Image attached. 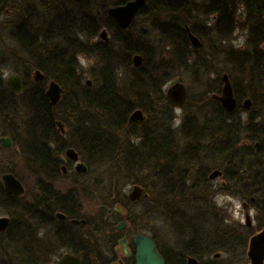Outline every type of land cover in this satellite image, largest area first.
<instances>
[{
	"label": "trees",
	"instance_id": "16d2710c",
	"mask_svg": "<svg viewBox=\"0 0 264 264\" xmlns=\"http://www.w3.org/2000/svg\"><path fill=\"white\" fill-rule=\"evenodd\" d=\"M126 1L0 0V35L6 30L12 46L5 55L24 81L16 94L0 77V136L12 139L10 148L0 145V209L10 218L0 232V264H54L62 249L83 264L109 263L101 225L112 234L106 243L113 250L119 220L126 221V235L140 231L141 220L166 224L173 245L149 234L164 264H186L189 256L197 264H244L248 239L264 228V0H145L131 26L120 29L106 11ZM238 25L246 28L244 47L230 43ZM103 27L108 42L98 37ZM188 28L200 47L192 46ZM36 69L42 82L32 78ZM181 71L198 76L201 89L187 95L175 123L165 87ZM224 72L239 103L230 113L211 98ZM50 79L62 89L55 106L45 95ZM244 98L252 107L242 119ZM135 108L142 122H129ZM68 147L87 165L85 175L69 169ZM22 166L35 188L12 198L1 175L9 170L24 184L16 172ZM90 167L97 174L86 182ZM214 170L224 186L214 187L208 175ZM127 184L147 195L131 201L122 190ZM217 190L249 202L256 226L237 228L219 215ZM131 206L140 207L138 214Z\"/></svg>",
	"mask_w": 264,
	"mask_h": 264
},
{
	"label": "water",
	"instance_id": "95a60500",
	"mask_svg": "<svg viewBox=\"0 0 264 264\" xmlns=\"http://www.w3.org/2000/svg\"><path fill=\"white\" fill-rule=\"evenodd\" d=\"M144 3L145 0H128L120 5L110 8L109 14H111L114 17L115 23L120 29H126L127 27H129L136 13L144 5ZM187 30L191 44L196 48L200 47L201 41L199 40V38L193 33H191L189 31V28ZM99 36L105 41H109V36L106 30H102ZM132 61L135 66H139L142 62V56L136 53L133 55ZM34 79L35 81H40L42 79V74L38 70L34 72ZM221 80H222V86L220 92L211 94V98L219 102L226 112H233L237 108L238 102L233 91L232 83L226 72H224L221 75ZM6 83L15 93L21 92L23 88L22 79L19 74L10 75L6 80ZM86 84H90L89 79L86 80ZM46 94L49 97L50 102L52 104H55L60 99L61 88L57 83L52 81L49 84ZM165 96L169 105H171L172 107H181L186 100V96H187L186 87L181 81H175L169 84V86L165 91ZM241 106L243 109L249 110L251 107V99L245 98ZM141 121H143L142 111L140 109L134 110L129 116V122L139 123ZM57 124L60 128V131L63 133L64 132L63 125L59 121L57 122ZM0 142L3 147H9L11 145V139L9 137H1ZM65 155L67 159L76 163L75 170L78 173L83 174L86 172L87 170L86 165L83 162H79L78 153L74 148L68 147L65 150ZM62 171L64 173L66 172L65 166H62ZM220 175H221L220 170H214L209 175V178L215 179ZM1 178H2L4 190L10 196L16 198L24 193L25 191L24 186L19 181V179H17V177L14 176L13 173L6 172L2 175ZM142 194H143L142 187L139 185H135L132 187L128 196L130 200L135 201V200H139ZM146 195L147 194L145 193L144 196ZM244 208L246 210L247 206L244 205ZM57 217L59 219H63L65 218V215L62 213H57ZM245 221L247 226L251 225V218L249 216L248 211H246ZM71 222L77 224L80 222L84 223L85 220L72 219ZM8 223H9V218L7 216H0V232L6 229ZM124 225H125L124 222H122L118 224L116 228L121 229ZM132 240L135 246V254H134L135 264H164V260L161 254L158 252L154 240L150 236L138 232L132 237ZM120 242L123 245L124 251L127 252L126 239L122 238ZM216 256H218V254ZM247 256L249 258V262H250L249 264H264V229H262L261 231L250 237L248 243ZM197 263L198 261L195 257L189 256L187 258L186 264H197ZM56 264H82V260L79 256L73 253L65 252L61 254V256H59V258L56 260ZM112 264H116V263H112Z\"/></svg>",
	"mask_w": 264,
	"mask_h": 264
},
{
	"label": "rangeland",
	"instance_id": "374dc122",
	"mask_svg": "<svg viewBox=\"0 0 264 264\" xmlns=\"http://www.w3.org/2000/svg\"><path fill=\"white\" fill-rule=\"evenodd\" d=\"M231 41H232V44H234L235 46L244 47L246 44V28H244L241 25H238L234 29V32L231 36L230 43H231ZM9 44H10V41L8 40V33L4 30V31H2V34L0 35V77H2L4 80L8 76H10L11 74L16 73L18 70L17 66L14 63H12V60L8 56L5 55V50L7 51L8 47L10 48V46H11ZM79 60L84 67L88 66V63H89L88 59L79 58ZM1 62H3L2 65H1ZM197 77L198 76H195L193 74H189L186 71H184V72L181 71V72H179V75L175 76L169 83H173L175 81H181L186 87L187 95L188 94L190 96L196 95V94H198V92L201 89V87L197 84V82H198ZM194 80H196V82ZM243 100L240 102V112H239L242 119L246 118V116L248 114V112L245 109H242L241 104H242ZM251 107H252V102H251ZM251 107H250V109H251ZM181 108L182 107L175 108V114L177 117L175 123H178L179 120L182 118V109ZM90 169H91V167H90ZM16 172L19 173L18 175L22 174V176L26 179V182H25V179H23V182H24L26 189L28 190V192H32L35 188V183H34V181H31L28 179L29 175L27 173H25L24 167L22 166V168H18V170L16 169ZM93 172H94V174H92ZM96 174H97V169L93 167L91 169L90 175L88 177L89 179L86 180V182H91ZM210 174H211V172L208 173V175H210ZM69 182H71L70 179H69ZM211 182L213 183L214 187H216V188L220 184L222 186L225 185V183L221 177H218L216 179H211ZM132 187H133V185H131V184H129V185L127 184L125 186L122 185V190L128 196ZM213 200H214L215 204L219 207V215L226 216L228 219V223L232 224L234 227L242 228V229L244 227L250 228V226L247 227L245 225V213H246V211L249 212V215L252 218L251 227L256 226V220H255L256 210L249 202L242 200L238 196L230 195V194L224 193L220 190H217L216 193L213 195ZM244 202L247 205L246 210L244 208ZM139 208L140 207H138V206H135V207L131 206L130 212L132 213V215L138 214ZM2 210L3 209H0V216H2V215L8 216ZM94 211H95V209H93V207H91L90 205H86L84 208V212L90 213L89 215L92 216L91 218H94V214H95ZM119 221H121V220H119ZM119 221H117V222H119ZM101 227L103 228L102 235L105 237V238H103V242L101 243V251L104 254H110L109 251H111V250H110V247L108 246V244L106 243V239H107L106 236L112 235V234L109 233V229L106 228V225L105 226L101 225ZM138 227L140 228L139 232H143V233H147V234H154L163 246L166 247V246H168V244L173 245L171 242V239H173V237L171 235L169 237L170 232L167 230L168 227H166V224L162 223L161 220L149 221V222H145V221L141 220L138 222ZM255 233L256 232L253 231V234H255ZM128 234L131 235V233H128ZM118 249H119V246H116V247H114L113 250H118ZM65 250L66 249H62V252H64ZM246 252H247V246L245 249V260H244L245 262H244V264H249V259L247 258Z\"/></svg>",
	"mask_w": 264,
	"mask_h": 264
},
{
	"label": "flooded vegetation",
	"instance_id": "af4514ba",
	"mask_svg": "<svg viewBox=\"0 0 264 264\" xmlns=\"http://www.w3.org/2000/svg\"><path fill=\"white\" fill-rule=\"evenodd\" d=\"M11 146H12V139H11V145L9 147H11ZM68 167L70 170H75V164L73 162L70 163ZM112 213H114V212H112V211L109 212V214H112ZM59 220L67 221V216L65 215V218L59 219ZM70 221H71V219H70ZM125 228H126V225H124L121 230H117V229L116 230L121 235L120 238L118 239V241L121 238L125 237L128 252H124L122 245H120V246L117 245V246H119L118 250L109 251L111 254V256H110L111 261L109 263L115 262L116 264H129L133 260V262L135 264V260H134V249L135 248H134V243L132 241V235H125L122 232V231H124ZM109 263H106V264H109Z\"/></svg>",
	"mask_w": 264,
	"mask_h": 264
},
{
	"label": "bare ground",
	"instance_id": "6f19581e",
	"mask_svg": "<svg viewBox=\"0 0 264 264\" xmlns=\"http://www.w3.org/2000/svg\"><path fill=\"white\" fill-rule=\"evenodd\" d=\"M145 4V3H144ZM117 5H120V4H115V5H111V6H109L108 8H107V11H106V13H107V15L109 16V17H111L114 21H115V19H114V17L111 15V14H109V9L110 8H112V7H115V6H117ZM144 6V5H143ZM142 6V7H143ZM141 7V8H142ZM140 8V9H141ZM139 9V10H140ZM0 13L2 14V12H1V8H0ZM137 14V13H136ZM136 16V15H135ZM135 18V17H134ZM133 18V19H134ZM6 19H8V17H6ZM133 21V20H132ZM131 24H132V22L130 23V25H129V27L131 26ZM102 30H106V32H107V34H109L108 33V30L105 28V27H103V28H101V30H100V32L102 31ZM6 31V30H5ZM7 32V31H6ZM100 32H99V34H100ZM8 33V32H7ZM99 34H98V37L102 40V41H105L104 39H102L100 36H99ZM109 36V35H108ZM105 42H108V41H105ZM17 50V49H16ZM80 58H84V59H87L86 57H84V56H80ZM36 70H38L41 74H42V79L40 80V81H35V79H34V72L36 71ZM36 70H34L33 71V73H32V78H33V80H34V82H36V83H38V82H42V80H43V78H44V74H43V72L42 71H40L39 69H36ZM18 73V72H17ZM20 76H21V79H22V84L24 85V81H23V77H22V75L20 74V73H18ZM87 79H89V78H87ZM52 81H54L55 83H57L58 85H59V83L58 82H56L55 80H53V79H50V80H48L47 82H46V88H45V95H46V97L48 98V100H49V102H50V99H49V97L47 96V94H46V91H47V89H48V87H49V84H50V82H52ZM7 85V84H6ZM8 86V85H7ZM9 87V86H8ZM59 87L61 88V86L59 85ZM10 88V87H9ZM11 89V88H10ZM12 90V89H11ZM14 92V91H13ZM61 92H62V89H61ZM15 93V92H14ZM17 94V93H16ZM186 102V101H185ZM58 103V102H57ZM57 103H55V104H52L51 102H50V104L51 105H53V106H55ZM185 104V103H184ZM183 104V105H184ZM136 109H139V108H135V109H133L131 112H130V114L134 111V110H136ZM227 113H230V112H227ZM130 114H129V116H130ZM129 116H128V120H129ZM143 118H144V115H143ZM58 122V121H57ZM56 122V123H57ZM60 122V121H59ZM61 123V122H60ZM136 123V122H135ZM62 125H63V123H61ZM57 126H58V124H57ZM58 128H59V126H58ZM63 129H64V132H65V128H64V125H63ZM59 130H60V128H59ZM61 132V131H60ZM63 132V133H64ZM62 133V132H61ZM221 175H222V172H221Z\"/></svg>",
	"mask_w": 264,
	"mask_h": 264
}]
</instances>
